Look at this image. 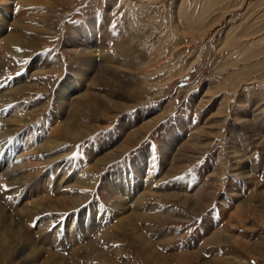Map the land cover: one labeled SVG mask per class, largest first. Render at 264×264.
Returning a JSON list of instances; mask_svg holds the SVG:
<instances>
[{
  "label": "rangeland",
  "instance_id": "rangeland-1",
  "mask_svg": "<svg viewBox=\"0 0 264 264\" xmlns=\"http://www.w3.org/2000/svg\"><path fill=\"white\" fill-rule=\"evenodd\" d=\"M49 5H38L42 31L26 30L28 45L0 47V138L9 145L32 139L18 155H26L23 164L43 166L53 187L61 179V164L71 166L68 174L91 178L94 187L86 193L91 203L102 205L98 215L105 216V225L116 218L103 177L132 168L142 157L147 168L135 176L150 184L147 206L163 221L153 231L172 239L168 251H199L192 264H264V0H53ZM8 8L16 17L19 10L24 13L22 6ZM88 22L94 31L84 40ZM67 78L76 79L78 90L61 110L56 97ZM154 118H159L154 127L137 131ZM71 119L73 130L82 127L88 134H57L61 144L51 153L37 148L56 139L51 130ZM131 132L138 138L130 135L135 142L127 152L103 172L89 169ZM107 141L111 144L104 146ZM48 155L63 160L45 166ZM22 192L33 194L27 187ZM54 214L50 222L61 223L62 234L71 217L81 218L72 211ZM146 225L136 227L144 231ZM98 229L86 234L97 239ZM214 233L221 235L217 243L200 245ZM122 243L117 244L125 245L124 260L143 264L135 247L126 239ZM106 246L116 252L111 243ZM6 255L9 262L0 264L16 262V246Z\"/></svg>",
  "mask_w": 264,
  "mask_h": 264
},
{
  "label": "bare ground",
  "instance_id": "bare-ground-1",
  "mask_svg": "<svg viewBox=\"0 0 264 264\" xmlns=\"http://www.w3.org/2000/svg\"><path fill=\"white\" fill-rule=\"evenodd\" d=\"M51 2L53 0H0V47H3L4 44L13 48L28 45L27 40L24 38L26 30L27 34L42 31L39 30V22L37 21L41 13L39 6H46L47 3L49 5ZM17 6H22L24 13H21L19 10L20 14L16 17V13H12V10L8 7ZM90 25L88 22L85 25L87 29L84 28L82 32L83 36L86 37L84 40H87V37L92 34V30L94 31ZM16 30L17 34L14 32ZM59 88L56 100L62 110L67 103V97L78 90L76 79H65ZM88 97L90 96L85 95V98ZM71 114H76L75 108L71 109ZM14 118L16 117L14 116ZM12 120L16 122L15 119ZM158 120L159 118H154L145 122L137 131L140 133L142 131H148L157 124ZM17 122L23 125L24 120L20 118ZM73 124V120L71 119V121L63 122L61 125L54 127L51 133L54 134L56 139L49 140L44 146L37 148L51 153L61 144L58 143V135H62L65 138H77L88 134L87 130L82 129V127L73 130ZM11 129L9 130L11 131ZM130 135H135V138H138L136 136L137 132H131V134L127 135L122 145L116 144L111 151L94 159L93 165L88 168L93 169V172H97L98 170L103 172L102 170L111 164L113 159L127 152L134 144L135 141H132ZM22 138L19 141L13 142L11 145L7 143L9 141L8 139L4 141L5 138H0V179L4 184L0 198V263L2 261L5 263L9 262L6 254L11 246H16L18 256L16 262H13V264H134L136 259L134 262L126 261L122 257L124 253H122L121 248L125 247V245L121 246L117 244H123L122 239H126L130 245L135 247L138 253L137 259L141 258L143 264H174V262L175 264H192V260L198 257L196 255L199 251H190V253L188 251V253L168 251L167 246L171 243L172 239L167 237L166 234L160 235L162 232L160 233L158 231L160 234L157 235L158 232L153 231V225L155 223L158 225L159 222L163 221H161V217H155L156 215L152 211L153 209L148 208L146 203L150 196H152V191H149L150 184L146 182L147 178L143 177L142 181L140 177L138 178L139 174L137 173L141 175L147 168L146 162H143L142 157H140L141 160L140 158L134 160L132 168L130 166L128 169L109 172L110 174L103 177V184L107 193L106 198L109 197L107 199H109L110 210L114 214V219L116 218L113 225H105L103 224L106 220L105 216L98 215L99 211L97 206L101 208L102 205L100 203H91L88 199L89 194L86 193V191L94 187L91 182L92 179L86 176L84 177L81 174L76 175V171L68 174L65 171L71 168V166L59 164V168L62 169L60 171L61 179L57 180V184L55 183L53 187L52 179H49V173H44L45 169H43V166L38 167V165H34L37 166L35 168L30 164L31 162L23 164L22 158L26 155H23L24 153L21 155L18 154L22 152L21 148L25 147L32 139L25 138L24 140ZM106 144H111V141L104 143V146ZM37 148L34 151V148L31 149L35 152L34 157H40V151ZM31 150L30 152H32ZM4 151L6 153L5 156ZM33 156L32 158H34ZM2 157L5 158L2 159ZM48 158V161L43 162L45 166L49 162L55 163V161L60 162L63 160L61 158L58 159L57 156ZM89 171L87 170L86 172ZM120 173L121 175H126L122 177ZM135 174L138 176H135ZM25 187L31 188L35 199H33V194H30V192H22ZM54 192H57L55 197H53ZM140 199L143 203L139 202ZM195 200L198 201L197 198ZM16 202L19 204L15 205ZM196 204L194 201V205ZM88 207L90 210L89 213H87ZM70 211L77 212L81 218L71 217L68 221L69 225L64 227L62 234L60 229L63 225L59 222V225L54 226V221L51 223L50 219L54 213L55 216L56 214L62 215ZM145 216L148 217L144 219ZM75 220H77L76 223L74 222ZM139 222L147 224L144 231L136 227ZM34 224L36 225L35 230H32ZM70 227L72 228L70 229ZM97 227H100V230L98 229L100 234L96 236L97 239L93 240L94 237L91 238L86 232L91 234ZM121 231L124 233L123 235H119ZM149 234H152L151 237L155 240H151ZM148 235L149 237H147ZM220 236L219 233H214L210 238H205L202 243L200 242V245L210 244V239L217 243V239ZM81 237L82 239L79 240ZM107 243H111V246H114V249L116 248L115 253L105 249ZM62 249H65V251L61 252ZM181 250H187V247ZM62 253H66L67 257ZM175 257L178 258L176 259ZM215 262L220 264L217 260ZM216 263L213 262V264ZM206 264L212 263L207 262Z\"/></svg>",
  "mask_w": 264,
  "mask_h": 264
},
{
  "label": "crops",
  "instance_id": "crops-1",
  "mask_svg": "<svg viewBox=\"0 0 264 264\" xmlns=\"http://www.w3.org/2000/svg\"><path fill=\"white\" fill-rule=\"evenodd\" d=\"M148 161H149V158H148ZM131 162H129V165H130Z\"/></svg>",
  "mask_w": 264,
  "mask_h": 264
},
{
  "label": "snow or ice",
  "instance_id": "snow-or-ice-1",
  "mask_svg": "<svg viewBox=\"0 0 264 264\" xmlns=\"http://www.w3.org/2000/svg\"><path fill=\"white\" fill-rule=\"evenodd\" d=\"M36 225L34 224L33 227H35Z\"/></svg>",
  "mask_w": 264,
  "mask_h": 264
}]
</instances>
